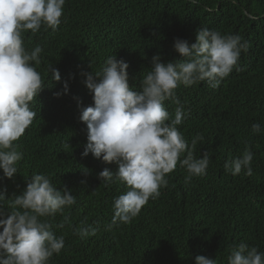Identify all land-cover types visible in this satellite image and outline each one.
<instances>
[{
    "label": "trees",
    "instance_id": "obj_1",
    "mask_svg": "<svg viewBox=\"0 0 264 264\" xmlns=\"http://www.w3.org/2000/svg\"><path fill=\"white\" fill-rule=\"evenodd\" d=\"M201 28L239 35L248 44L218 87L204 81L176 89L186 113L177 128L189 145L203 136L194 155L207 152L206 175L186 183L188 172L178 162L158 199H150L131 223L114 224V199L129 189L115 177L110 183L99 179L105 168L118 171L116 163L91 153L82 157L87 126L80 115L94 103L85 74L101 72L115 56L129 65V84L139 91L152 57L179 61L174 41L191 46ZM22 39L29 52L43 49L41 63H32L44 88L30 102L32 124L14 142L23 153L18 173L9 179L0 170V189L7 188L0 213L18 210L12 202L34 174H46L57 190L76 197L63 214L48 218L55 235L65 239L48 264H195L198 255L227 264L241 242L264 252V131H252L256 123L264 129V0H66L57 30L42 25ZM165 107L174 118L178 105L169 100ZM246 146L254 154L253 174L226 172L225 161L241 156ZM81 224L91 225L95 235H76Z\"/></svg>",
    "mask_w": 264,
    "mask_h": 264
},
{
    "label": "clouds",
    "instance_id": "obj_2",
    "mask_svg": "<svg viewBox=\"0 0 264 264\" xmlns=\"http://www.w3.org/2000/svg\"><path fill=\"white\" fill-rule=\"evenodd\" d=\"M65 2L0 0V170L9 179L18 173L17 163L23 158L14 142L32 124L36 113L29 105L44 88L32 63H41L43 49L37 45L30 52L26 50L22 33L31 30L36 34L42 25L57 30ZM247 48L239 35L225 36L201 28L191 46L180 38L174 41V49L182 57L179 61L163 63L159 54L152 57L151 71L140 80L139 91L129 84V65L115 56L105 61L101 72L85 74V85L94 103L83 108L80 115L87 126L82 157L91 153L105 163H116L118 171L105 168L98 174L99 179L110 183L115 177L129 189L114 199V224L131 223L150 199H158L160 189L168 185L166 175L175 170L178 162L188 172L186 183L193 176L206 175L210 157L207 152L202 158L194 155L203 136L197 134L189 145L177 128L186 113L176 89L204 81L218 87ZM50 72L55 81H60L58 69L51 67ZM67 92L65 82L63 94ZM169 100L178 105L174 118L165 107ZM252 131L259 134L264 129L256 123ZM253 155L246 146L241 156L225 161V171L233 176L242 171L251 176ZM6 192V187L0 189V201L6 199ZM75 203L76 197L69 190H57L49 176L34 174L12 202L18 210L0 213V264H48L54 254L65 248L64 236L55 235L48 218L63 214ZM74 233L83 238L95 235V229L81 224ZM195 264H216V260L198 255ZM227 264H264V252L241 242L232 249Z\"/></svg>",
    "mask_w": 264,
    "mask_h": 264
}]
</instances>
